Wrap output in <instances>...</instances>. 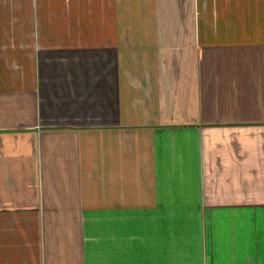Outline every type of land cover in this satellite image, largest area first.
<instances>
[{"label":"crops","instance_id":"1","mask_svg":"<svg viewBox=\"0 0 264 264\" xmlns=\"http://www.w3.org/2000/svg\"><path fill=\"white\" fill-rule=\"evenodd\" d=\"M0 264H264V0H0Z\"/></svg>","mask_w":264,"mask_h":264}]
</instances>
